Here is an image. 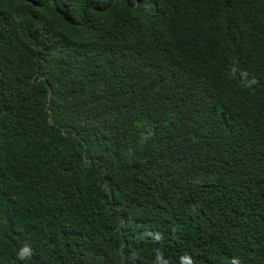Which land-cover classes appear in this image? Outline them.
I'll return each instance as SVG.
<instances>
[{
    "label": "trees",
    "instance_id": "16d2710c",
    "mask_svg": "<svg viewBox=\"0 0 264 264\" xmlns=\"http://www.w3.org/2000/svg\"><path fill=\"white\" fill-rule=\"evenodd\" d=\"M0 264H264V0H0Z\"/></svg>",
    "mask_w": 264,
    "mask_h": 264
}]
</instances>
